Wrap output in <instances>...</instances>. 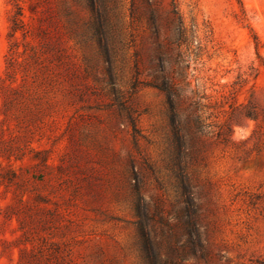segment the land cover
Returning <instances> with one entry per match:
<instances>
[{
	"label": "rangeland",
	"instance_id": "1",
	"mask_svg": "<svg viewBox=\"0 0 264 264\" xmlns=\"http://www.w3.org/2000/svg\"><path fill=\"white\" fill-rule=\"evenodd\" d=\"M19 1L24 34L10 36L15 6L0 0V264H139L138 184L165 264H264V0H176L186 42L169 66L185 173L170 166L163 94L130 88L132 47L117 46L113 66L134 137L107 62L81 38L86 3ZM127 4L108 3L122 35ZM249 98L255 120L243 116ZM186 178L204 249L182 257Z\"/></svg>",
	"mask_w": 264,
	"mask_h": 264
},
{
	"label": "trees",
	"instance_id": "2",
	"mask_svg": "<svg viewBox=\"0 0 264 264\" xmlns=\"http://www.w3.org/2000/svg\"><path fill=\"white\" fill-rule=\"evenodd\" d=\"M12 1L15 11L10 19V36H14L18 30L24 31L26 25L23 19V6L19 0ZM83 1L87 5L89 13L87 21L83 24L84 32H82L81 38L85 43H89L94 47L99 59L107 62V74L112 86L113 98L125 111V118L133 130L132 136H136L139 131L136 120L132 115V107L123 97V92L119 88L113 66L115 53H117V46L119 45H127L133 49L131 53L130 88L135 90L142 83L156 88L163 94L166 109L165 118L171 132L167 138L166 148L169 154L170 166L174 167L179 173H185V156L189 153L190 144L184 134L186 125L179 115L182 95L177 88L169 66L173 47L180 52L182 45L186 42L185 29L177 1L167 0L169 7L164 9V0H128L127 21L123 35L118 30V24L112 18L108 7L109 0ZM172 28L177 31L174 41L169 40L167 37ZM23 34L24 32H22ZM255 45L257 49L258 43L256 41ZM257 54L259 56L258 51ZM144 72H146L147 79L140 80ZM244 108L243 116L257 119L259 111L250 98ZM134 143L136 144L135 139ZM130 166L135 174L136 169L133 158H130ZM182 182L186 194V203L178 216V220L181 229L180 235L183 237L180 252L182 253L181 256L185 257L188 252L195 255L197 248L204 249V245L197 213L198 206L191 195V184L187 178ZM141 191V186L136 185L137 200L133 204L134 220H132V224L136 228L135 252L139 264H165L167 260H162L160 251L161 234L158 235L150 223L152 219L150 208L144 202ZM177 229H179L178 224L175 223L173 225L174 233Z\"/></svg>",
	"mask_w": 264,
	"mask_h": 264
}]
</instances>
